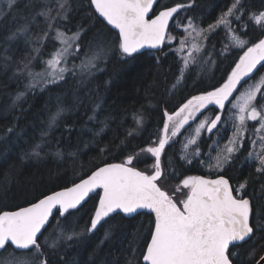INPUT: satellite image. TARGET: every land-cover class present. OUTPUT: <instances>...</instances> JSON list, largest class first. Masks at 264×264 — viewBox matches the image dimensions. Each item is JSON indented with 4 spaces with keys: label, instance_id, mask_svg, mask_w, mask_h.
<instances>
[{
    "label": "snow or ice",
    "instance_id": "snow-or-ice-1",
    "mask_svg": "<svg viewBox=\"0 0 264 264\" xmlns=\"http://www.w3.org/2000/svg\"><path fill=\"white\" fill-rule=\"evenodd\" d=\"M194 3L195 0L174 5H163L162 0H90L95 12L106 22L104 27L111 28L107 32L96 31L87 50L81 53L83 29L69 35L68 31L62 30V24L57 23L69 19L72 10L70 0H0V21L5 18L17 21V13L24 10L19 17L23 22L9 31L3 40L4 47L0 49L4 67L15 64L14 75L27 80L24 90L16 94L11 107H22L20 102L29 94L34 95L45 88L51 90L50 86L62 85L70 78L79 76L80 83L84 84L85 76L102 70L101 66L106 63L113 47L122 56L134 57L141 49H159L166 41L176 40L169 33V22L181 10L192 8ZM249 22L262 33L261 38L252 43L242 38L247 34ZM174 23L177 28L181 27L178 16ZM233 23L239 24V33L232 27ZM220 26L230 36L232 43L229 46L244 50L226 82L212 91L191 97L173 113L165 110L166 120L157 138L129 153L120 163L97 166L87 178L74 182L71 187L45 195L30 206L0 212V264H51L50 250L58 252L70 242L79 241L83 234L95 232L98 226L106 229L104 240L112 238V229L119 227L114 220L121 214L131 219L154 214L150 224V242L142 253L144 264H234L238 249L246 245L251 257H256L257 250L261 253L254 261L250 258L248 264H264V205L254 202L245 193L247 180L234 188L229 178L223 175L214 179L186 176L175 189L186 190L182 199L175 198L162 187V182L175 171L170 160L162 164V156L166 146L175 143L173 138L180 135L182 129L187 135L182 138L179 159L186 164L196 160L209 170L222 173L244 149L247 139L249 150L245 159L254 161L255 171L264 175V75L260 74L264 72V10L251 12L244 0H232L215 23L203 28L188 18L183 32L189 36L195 33L202 40H207L205 34ZM112 30H116L114 34ZM50 41L58 42L59 47L54 44L48 53L50 58L44 59L42 52ZM21 42L29 46L30 51L19 61H13L9 46H18ZM177 42L180 45L178 51L183 52L187 41ZM193 50L203 49L194 44ZM73 57L80 58L79 64L70 63ZM37 58L44 65L41 71L34 67ZM208 61L215 63L211 55H208ZM181 62L173 90L184 81L185 73L192 65L199 67L207 61H198L189 52L188 56L181 57ZM238 87L241 89L239 92ZM233 93L237 96L235 102L230 103V108L235 111L228 115L225 105L233 98ZM210 104L217 106L218 113L204 116L192 126L190 121L196 120L197 114ZM98 109L97 104L89 120L97 119ZM67 110L58 107L49 116L46 127L41 129L39 138L23 153L22 159L42 162L49 157L65 158L62 148L52 149V140L55 139L53 130ZM222 115H225L223 120ZM133 119L135 129H130L128 136L143 127L141 114ZM249 121L258 122V126H250ZM102 123L106 126V121ZM186 125L189 126L187 129ZM229 126L231 135L222 136V131L226 132ZM103 130L100 128L95 134L99 135ZM15 132V127L6 129V134ZM202 135L209 138V146L204 150L206 154H202L200 147ZM212 137L216 139L212 140ZM224 139L226 143L222 144ZM67 154L76 156L75 152ZM146 158H154L150 171L138 168ZM98 189L102 190V195L84 228L77 230L75 226H61L59 217L78 209L89 194ZM261 193L259 198L264 199V185H261ZM54 209L57 219L50 223ZM139 238L138 231L129 243L130 258L126 264H135Z\"/></svg>",
    "mask_w": 264,
    "mask_h": 264
},
{
    "label": "trees",
    "instance_id": "trees-1",
    "mask_svg": "<svg viewBox=\"0 0 264 264\" xmlns=\"http://www.w3.org/2000/svg\"><path fill=\"white\" fill-rule=\"evenodd\" d=\"M70 2L72 10L69 19L57 23L62 24V30L68 31L69 35L83 29L80 51L84 53L94 33L99 30L107 32L109 27H104L105 23L97 16L90 0ZM180 2L187 0H162L163 5ZM231 2L232 0H195L192 8L183 9L178 13L180 28L175 26V17L169 33L176 37V40L166 41L161 51H144L134 57H126L113 47L106 63L101 66L102 70L91 77L85 76L84 84L80 83L79 76L70 78L67 83L50 86L51 90L45 88L34 95L29 94L20 102L22 107L13 108L11 105L16 94L24 90L27 80L14 75L15 64L8 68L4 67L3 53L0 52V212L17 210L45 195L70 187L74 182L87 177L97 166L121 162L129 153L138 151L140 147L146 146L150 139L157 138L166 120L163 115L165 110L173 113L191 97L221 87L244 50L229 46L231 43L223 26L206 33L207 40L198 38L193 44L188 38L189 35L183 32V27L186 26V20L191 18L199 27L206 28L209 24L215 23ZM244 3L251 12L264 10V0H244ZM23 11L22 9L17 13V21L9 18L0 21V49L4 47L3 40L9 31L15 30L16 24L23 22L19 19ZM232 27L240 32L238 23H233ZM261 36L260 29L249 22L247 34L242 38L252 43ZM177 41H187L183 52L178 51L180 45ZM195 42L202 47V51L193 50ZM54 44L59 46L58 42L50 41L45 44L42 52L44 59L50 58L48 53L53 50ZM29 51L30 47L22 42L18 46H9V54L12 55L13 61H19ZM189 52H192L198 61L207 62L201 63L199 67L192 65L185 73L184 81L173 90L172 85L182 67L181 57L188 56ZM206 53L211 55L214 64L208 61ZM71 62L79 64L80 58H70ZM34 67L36 71L43 67L39 58ZM260 74L264 75V72ZM230 103L225 107V113L228 115L235 111L230 108ZM97 104L99 105L96 111L97 119L89 120ZM58 107L68 110L53 130L55 139L52 140V149L58 146L62 148L66 154L65 158L57 160L55 157H49L42 162L22 159L23 153L39 138L41 129L46 127L49 116L55 113ZM138 113L144 118L143 127L136 130L132 136H128V131L135 129L133 118ZM215 114V110L208 107L206 115ZM223 119L225 115H222ZM104 121L106 126L102 123ZM230 123L231 121L229 125ZM248 123L250 126L252 124L258 126V122ZM191 125L194 126V123ZM8 127H15L16 132L6 134ZM100 128L104 130L96 135ZM222 133H231V127ZM185 135L187 132L183 130L174 140L175 143L166 146L165 155L162 156V164L170 160L175 170L169 175L168 180L162 182V187L177 199H182L186 191L183 189L175 191L182 178L196 176L202 172L196 160H193L192 164H186L179 159L182 138ZM247 150L249 146L245 144L244 149L233 163L225 168L223 174L229 178L234 188L238 183L247 180L245 193L253 198L254 202L264 205V199L259 198L262 195L264 175L255 171L254 161L245 159ZM69 152H75L76 156L68 155ZM153 159H144L138 168L150 171ZM100 195L101 190H98L90 195L80 208L71 210L65 217H59L61 226H75L77 230H82L98 205ZM55 219L56 214L50 223ZM153 219L154 214L138 215L135 219L118 215L114 224L119 227L112 229V238L104 240L106 229L99 226L95 232L83 234L79 241L70 242L58 252L53 253L50 250L49 260L51 264H126L130 258L129 243L133 235L139 231L135 264H144L142 253L150 241V224ZM260 254L257 250L256 257ZM256 257H251L246 245L238 249L234 264H248L250 258L254 261Z\"/></svg>",
    "mask_w": 264,
    "mask_h": 264
},
{
    "label": "flooded vegetation",
    "instance_id": "flooded-vegetation-1",
    "mask_svg": "<svg viewBox=\"0 0 264 264\" xmlns=\"http://www.w3.org/2000/svg\"><path fill=\"white\" fill-rule=\"evenodd\" d=\"M208 107H212L214 110H215V112H216V114L218 113V108L215 106V105H210V106H207V108H205V109H203L200 113H199V115L198 116H201V115H203V117L204 116H206V112H207V110H208ZM225 107H226V105H225ZM214 116V115H213ZM222 118V117H221ZM197 120V119H196ZM191 124V123H190ZM184 130V129H183ZM182 130V131H183ZM182 134V133H181ZM231 133H222L221 135L222 136H229ZM213 138H215V137H212L211 139L213 140ZM209 138L206 136V135H203V137H201L200 138V147H201V151L203 152V150H205V148H206V146H209ZM202 154H206V153H202ZM198 166H199V169L200 170H202V172L201 173H199V174H197V176H199V175H202V176H206V177H217V175H223V176H225L223 173L224 172H222V173H216V172H214V171H212V170H209L208 168H206L205 166H203L202 164H198ZM225 177H227V176H225ZM228 178V177H227ZM231 182V181H230Z\"/></svg>",
    "mask_w": 264,
    "mask_h": 264
},
{
    "label": "water",
    "instance_id": "water-1",
    "mask_svg": "<svg viewBox=\"0 0 264 264\" xmlns=\"http://www.w3.org/2000/svg\"><path fill=\"white\" fill-rule=\"evenodd\" d=\"M158 2H160V0H158ZM92 6H93V5H92ZM93 8H94V6H93ZM94 10H95V9H94ZM154 10H155V6H154ZM96 14H97V16L99 17V14H98V13H96ZM150 15H151V13H150ZM177 15H178V13L176 14V16H177ZM176 16L173 17V20L175 19ZM99 18L103 21V18H102V17H99ZM103 22H104V21H103ZM172 22H173V21H170V22H169V28H170ZM104 23L106 24V22H104ZM108 27L111 28V26H108ZM112 31L115 32L116 30H112ZM164 45H165V44H164ZM164 45H163L161 48H159V49L144 48V49H141L139 53L144 52V51H161V50L164 48ZM137 54H138V53H137ZM259 69H260V66L258 65V66H257V71H259ZM255 75H256V73L254 72V73H253V76H255ZM246 79H247V78H246ZM241 83L243 84V81H242ZM240 90H241V89L238 87L237 92H239ZM236 95H237V93H233V98H230L229 103L235 98ZM115 163H120V162H115ZM102 166H103V165H102ZM199 176H202V175H199ZM204 177H205V178H212V177H206V176H204ZM85 178H87V177H85ZM214 178H216V177H213V179H214ZM226 178H227V177H226ZM79 181H80V180H79ZM79 181H78V182H79ZM78 182H76V183H78ZM230 183H231V182H230ZM71 186H72V185H71ZM71 186H70V187H71ZM64 189H65V188H64ZM64 189H61V190H58V191H62V190H64ZM98 190H100V189H98ZM98 190H97V191H98ZM97 191H96V192H97ZM55 192H56V191H55ZM96 192H95V193H96ZM95 193H90L89 196H88V198L90 197V195L95 194ZM51 194H52V193H51ZM101 195H102V190H101ZM88 198H86V200L80 205V207H81V206L87 201ZM28 206H30V205H28ZM25 207H27V206H25ZM80 207H79V208H80ZM17 210H18V209H17ZM70 211H71V210H70ZM55 214H56V210L54 209V210H53V217H54ZM53 217H52V218H53ZM52 218L50 219V222H51ZM98 227H99V226H98ZM149 242H150V241H149Z\"/></svg>",
    "mask_w": 264,
    "mask_h": 264
},
{
    "label": "rangeland",
    "instance_id": "rangeland-1",
    "mask_svg": "<svg viewBox=\"0 0 264 264\" xmlns=\"http://www.w3.org/2000/svg\"><path fill=\"white\" fill-rule=\"evenodd\" d=\"M229 37V42L230 43H232L231 42V39H230V36H228ZM189 39H191V41H192V44H193V41L195 40V39H198V38H200V37H198V36H196V34L195 33H193L191 36H189L188 37ZM198 42H195L194 44H197ZM56 47H59V46H57V45H55ZM51 52V51H50ZM44 68V65H43V67L41 68V69H39L38 71H41L42 69ZM97 71H95L94 72V74L96 73ZM93 74V75H94ZM92 76V75H91ZM90 76V77H91ZM75 102V101H74ZM235 102V101H234ZM211 105V104H210ZM210 105H208V106H210ZM217 107V106H216ZM199 114H197V116H196V119L197 120H193V121H190V123H194V126H195V124H196V121H198L199 119H201L202 117H203V115H201V116H198ZM207 116V115H206ZM258 124V123H257ZM188 125H186L185 127H187ZM183 130V129H182ZM182 130H181V133H182ZM231 135V134H230ZM229 135V136H230ZM251 135V133H249V136ZM201 137H203V135L201 136ZM174 140L176 139V137L175 138H173ZM216 139V137L215 138H213V140H215ZM209 143V142H208ZM221 143L223 144V143H226V139H224V140H222L221 141ZM245 144L247 145V146H249V143H248V140L246 139L245 140ZM257 150H258V148H257ZM203 153V152H202ZM215 153H213V155H214Z\"/></svg>",
    "mask_w": 264,
    "mask_h": 264
}]
</instances>
